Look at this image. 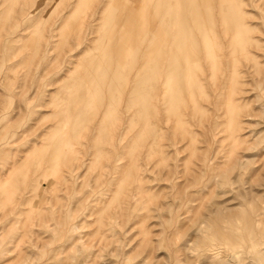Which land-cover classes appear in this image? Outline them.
<instances>
[{
  "label": "rangeland",
  "instance_id": "rangeland-1",
  "mask_svg": "<svg viewBox=\"0 0 264 264\" xmlns=\"http://www.w3.org/2000/svg\"><path fill=\"white\" fill-rule=\"evenodd\" d=\"M178 1L0 0V140L36 128L38 153L57 155L64 224L20 216L13 233H37L0 264H264V0Z\"/></svg>",
  "mask_w": 264,
  "mask_h": 264
},
{
  "label": "bare ground",
  "instance_id": "bare-ground-1",
  "mask_svg": "<svg viewBox=\"0 0 264 264\" xmlns=\"http://www.w3.org/2000/svg\"><path fill=\"white\" fill-rule=\"evenodd\" d=\"M160 1V0H159ZM180 1V0H179ZM178 1V2H179ZM187 1V0H186ZM210 1V0H209ZM182 1H180V3H181ZM188 2V1H187ZM186 2V3H187ZM206 2V1H205ZM167 3V2H166ZM173 3V2H172ZM171 3V4H172ZM188 4V3H187ZM191 4V3H190ZM190 4H189V6H190ZM166 5V4H165ZM168 5V4H167ZM179 5V4H178ZM180 5H182V4H180ZM186 5V4H185ZM202 6H203V4H201ZM200 5V6H201ZM208 5H210V4H208ZM161 6V5H160ZM173 6H174V4H173ZM187 6V5H186ZM202 6H201V9H200V7L197 5V7L198 8H194V11L196 10V9H199L200 11L203 9L202 8ZM168 7V6H167ZM182 7H183V5H182ZM171 9H173L172 7H170ZM185 8V7H184ZM186 8H188V7H186ZM213 8V7H212ZM219 8V7H218ZM214 9V8H213ZM205 11H207L206 9H204ZM97 11V10H96ZM185 11V10H184ZM194 11H192L193 13H194ZM200 11H198V12H200ZM204 11V12H205ZM212 10H210V12H211ZM215 11V10H214ZM219 11V10H218ZM197 12V11H196ZM209 12V13H210ZM163 13H165V12H163ZM193 13H191L192 14V16H193ZM201 13H203V11H201ZM208 13V12H207ZM206 13V14H207ZM186 14L187 15H189L188 14V11L186 12ZM199 15V17H202L201 19H205L204 17H203V15L202 16H200V13H196L195 15ZM204 14V13H203ZM205 14V15H206ZM211 14H213V11H212V13ZM226 14V13H225ZM179 17L181 16L182 17V15L180 14V15H178ZM212 16V15H211ZM211 16L209 15V18H211ZM191 17V16H190ZM199 17H198V19H199ZM219 17H220V19H221V17L222 16H220L219 15ZM225 17V16H224ZM165 18V17H164ZM174 18V17H173ZM183 18V17H182ZM185 18V17H184ZM183 18V19H184ZM188 18V17H187ZM187 18H185V19H187ZM192 18H194V16L192 17ZM213 18V17H212ZM170 19H172L171 17H170ZM180 19V18H179ZM194 19H196V17L194 18ZM194 19H188V20H193L192 22L191 21H189L191 24H190V26L191 25H195V23H198L197 25H198V27H200V28H202L203 27V25H205L207 22H205L204 21V23L205 24H203V25H199V22H198V19H197V22L194 20ZM207 19V18H206ZM174 20V19H173ZM177 20V19H176ZM214 20V19H213ZM211 21H212V19H211ZM182 22H184V21H182ZM200 22H202V20L200 21ZM226 22H229V20L228 21H225V23ZM173 23H175V22H173ZM185 23H186V20H185ZM184 23V24H185ZM213 23H214V21H213ZM201 24V23H200ZM216 24V23H215ZM215 24H213V25H215ZM91 25V24H90ZM189 25V24H188ZM193 25V26H194ZM207 25V24H206ZM217 25H219V24H217ZM227 25V24H226ZM231 25V24H230ZM158 26V25H157ZM175 26H177V24L175 25L174 24V26L173 27H175ZM187 26V25H186ZM196 26V25H195ZM194 26V27H195ZM202 26V27H201ZM232 26L233 25H231V30H233L232 29ZM178 27V26H177ZM176 27V28H177ZM183 26H181L180 28H182ZM205 27H207V26H205ZM91 28H92V25H91ZM155 28V27H154ZM158 28V27H157ZM157 28H155L156 29V31H157ZM185 28V27H184ZM187 28V27H186ZM185 28V29H186ZM204 28V27H203ZM203 28H202V30H203ZM214 28H216V26H214ZM228 28H229V26H228ZM96 29V28H95ZM94 29V30H95ZM184 29V30H185ZM188 29H190V28H188ZM187 29V30H188ZM210 29V28H209ZM223 29V28H222ZM177 30V29H176ZM175 30V31H176ZM179 30H181V29H179ZM178 30V31H179ZM183 30V29H182ZM195 30H201V29H199V28H197V26L195 27ZM201 30V33H203V34H205L203 31ZM216 29H214V31H215ZM229 30V29H228ZM93 31V30H92ZM97 31V30H96ZM177 31V32H178ZM208 31V30H207ZM227 31V30H226ZM244 31H246V30H244ZM248 31V30H247ZM246 31V32H247ZM91 32V31H90ZM93 32H95V31H93ZM180 32V31H179ZM189 31H187V33H188ZM194 32V31H193ZM192 32V33H193ZM209 32V31H208ZM212 32V31H211ZM210 32V33H211ZM156 33V32H155ZM183 33V32H182ZM181 33V34H182ZM198 33V32H197ZM196 33V34H197ZM214 33V32H213ZM228 33V32H227ZM244 33V32H243ZM92 34V33H91ZM199 34V33H198ZM212 34V33H211ZM174 35V34H173ZM178 34H176V37H178L177 36ZM179 35H180V33H179ZM186 35V34H185ZM199 35H201V34H199ZM198 35V36H199ZM207 34H205V36H206ZM170 36H171V34H170ZM181 37H182V35H180ZM203 36V35H202ZM180 37V39H183V38H186V37H183V38H181ZM189 37H190V35H189ZM197 37V36H196ZM195 37V38H196ZM228 37H230V36H228ZM242 37H245L244 35L242 36ZM248 37V36H247ZM169 38V37H168ZM179 38V37H178ZM198 38V37H197ZM197 38H196V40H197ZM202 38V37H201ZM207 38H209V37H205V39H206V43H208L209 44V46H210V43H209V41L207 42ZM90 39V38H89ZM174 39H176V38H174ZM189 39H191V38H189ZM188 39V40H189ZM194 39V38H193ZM199 39V38H198ZM203 39H204V37H203ZM203 39L201 40L202 41V43H203ZM224 39V38H223ZM226 39V38H225ZM224 39V40H225ZM244 39V38H243ZM178 40V39H177ZM184 40H186V39H183L182 41H184ZM209 40V39H208ZM227 40V39H226ZM229 40V39H228ZM190 41V40H189ZM191 41H193V40H191ZM199 41V40H198ZM201 41L199 42L200 44H201ZM214 40H212V42H213ZM220 41V40H219ZM230 41V40H229ZM243 41H245V40H243ZM133 42H134V39H133ZM186 43H187V41H185ZM228 42V41H227ZM226 42V43H227ZM231 42V41H230ZM163 43H165V42H163ZM193 43V42H192ZM196 43H197V41H196ZM224 43H225V41H224ZM229 43V42H228ZM249 43V42H248ZM170 44H171V42H170ZM177 44V46H178V43H176ZM205 44V43H204ZM208 44H207V47H208ZM213 44V43H212ZM212 44H211V46H212ZM172 45L173 46H175V47H177L176 45H175V43L173 44V42H172ZM214 45V44H213ZM223 45V44H222ZM193 46H194V44H193ZM199 46V45H198ZM202 46V45H201ZM247 46V45H246ZM200 47V46H199ZM213 47V46H212ZM212 47H210V49L212 48ZM222 47V46H221ZM228 47V46H227ZM231 47V46H230ZM202 48H205V45H204V47H202ZM209 48V47H208ZM215 48H216V46H215ZM229 48V47H228ZM233 48V47H232ZM178 49V48H177ZM206 49V48H205ZM213 49V48H212ZM211 49V51H212V53H213V51H214V49L212 50ZM222 49H224V48H222ZM221 49V50H222ZM230 49V48H229ZM234 49V48H233ZM232 49V50H233ZM198 50V49H197ZM157 51V50H156ZM200 51V50H199ZM202 51V50H201ZM206 51V50H205ZM215 51H217V50H215ZM228 51H230V52H228ZM227 52H228V54L230 53V54H232V52H231V50H228ZM234 51V50H233ZM203 52H204V50H203ZM219 51H217V53H218ZM222 52H223V50H222ZM199 53V52H198ZM198 53H196L198 56L200 55H202V54H198ZM209 53V52H208ZM226 52H223V56H226L227 57V53L225 54ZM234 53V52H233ZM205 54H206V52H205ZM204 54V55H205ZM219 54V56H220V53H218ZM229 54V55H230ZM203 55V56H204ZM210 54H208L207 56H209ZM228 55V56H229ZM207 56L205 57V58H207ZM213 56H216V54L215 55H213ZM222 56V57H223ZM230 56H232V55H230ZM217 57V56H216ZM215 57V58H216ZM222 57H220L221 59H222ZM176 57H174V59H175ZM202 58H204V57H202ZM224 58V57H223ZM229 58V60H230V57H228ZM217 59V58H216ZM221 59H220V61H221ZM121 60V59H120ZM158 60V59H157ZM156 60V61H157ZM206 60V59H205ZM202 61V60H201ZM217 61H218V59H217ZM219 61V65H222L223 66V62L225 61H221L220 62ZM228 61V60H227ZM227 61H225V66L224 67H227L226 66V64H227ZM154 62V61H153ZM163 62V61H162ZM174 62V61H173ZM197 63H199V61H196ZM204 62V61H203ZM209 62V60H207V63ZM174 63H176V62H174ZM206 61H205V63H203V65L205 66L206 64ZM159 64V63H158ZM164 64V63H163ZM173 64V63H172ZM180 64V63H179ZM214 64V63H213ZM216 64V63H215ZM218 64V63H217ZM165 65V64H164ZM163 65V66H164ZM175 65V64H174ZM178 65V64H177ZM176 65V66H177ZM181 65V64H180ZM193 65V64H192ZM200 65H202L201 63H200ZM218 65V66H219ZM118 67H119V65H117ZM116 66V67H117ZM168 67H169V65H167ZM171 66V65H170ZM179 66V65H178ZM177 66V67H178ZM182 66V65H181ZM191 66V65H190ZM194 66V65H193ZM211 66V65H210ZM213 66V65H212ZM115 67V68H116ZM183 67V66H182ZM214 67V66H213ZM114 68V69H115ZM155 68V67H154ZM156 68H158V67H156ZM171 68H172V66H171ZM176 68V67H175ZM195 68V67H194ZM193 68V69H194ZM210 68V67H209ZM220 68H221V66H220ZM133 69V68H132ZM165 69V68H164ZM174 69V68H173ZM179 69V68H178ZM178 69H176V70H178ZM183 69V68H182ZM181 69V70H182ZM192 69V68H191ZM202 69V68H201ZM215 69V68H214ZM222 69V68H221ZM225 68H223V71H225L224 70ZM170 70V69H169ZM168 70V71H169ZM176 70H174L175 72H176ZM203 70V69H202ZM205 70V69H204ZM210 70V69H209ZM117 71V70H116ZM137 71V69L135 70V72ZM172 71V70H171ZM195 71V70H194ZM196 72V71H195ZM218 72H221V70L220 71H218ZM133 73H134V71H133ZM138 73H139V71H138ZM137 73V74H138ZM163 73V72H162ZM165 73V72H164ZM167 73V72H166ZM173 73V72H172ZM171 73V76L173 75ZM177 74L179 73L180 75H181V73L179 72V70L176 72ZM197 73V72H196ZM223 73V72H222ZM136 74V75H137ZM159 73H157L156 72V76H154L155 74H154V72H153V74H152V77L154 76V77H157V75H158ZM206 74V73H205ZM210 74V73H209ZM221 74V73H220ZM226 74V73H225ZM130 75V74H129ZM141 75V74H140ZM139 75V76H140ZM166 75V74H165ZM199 75V74H198ZM213 75H214V73H213ZM218 76H219V74H217ZM173 76H175V75H173ZM186 76V75H185ZM210 76V75H209ZM220 76H222V75H220ZM220 76L218 77V78H220ZM226 76V75H225ZM224 76V77H225ZM161 77H162V75H161ZM205 77V76H204ZM133 78V77H132ZM181 78H183V77H181ZM180 78V79H181ZM189 78V77H188ZM191 78H193V77H191ZM197 78H199V77H197ZM213 78V77H212ZM215 78V77H214ZM218 78H216V79H218ZM223 78V77H222ZM221 78V79H222ZM139 79V78H138ZM162 79V78H161ZM173 79V82H174V77L172 78ZM172 79H171V82H172ZM206 79V78H205ZM221 79H220V81H221ZM224 79H226V81H227V78H224ZM224 79L222 80V81H224ZM149 80V79H148ZM154 80H157V78L156 79H154ZM160 80V79H159ZM168 80H169V78H168ZM190 80V78L188 79V81ZM198 80V79H197ZM219 80V79H218ZM161 81V80H160ZM164 81H167V80H164ZM128 82V81H127ZM133 82V81H132ZM150 82V81H149ZM182 82V81H181ZM194 84H195V82L194 81H192ZM207 82V81H206ZM205 82V83H206ZM210 82V81H209ZM215 82V81H214ZM225 82V81H224ZM227 82H232V80H230L229 81V78H228V81ZM131 83V82H130ZM153 83H155V82H153ZM152 83V84H153ZM169 83V82H168ZM197 83V82H196ZM217 83V82H216ZM219 83V82H218ZM217 83V86H219V84ZM226 83V82H225ZM229 83H227V84H229ZM127 84V83H126ZM126 84H124V85H126ZM138 84H139V82H138ZM157 84V83H156ZM165 84V83H164ZM181 84V83H180ZM179 84V85H180ZM184 84V83H183ZM188 84H190V81H189V83ZM230 84H232V83H230ZM229 84V85H230ZM123 85V86H124ZM128 85V84H127ZM135 85V84H134ZM157 85H159V84H157ZM193 85V84H192ZM216 85V84H215ZM222 85V84H221ZM224 85V84H223ZM130 86V85H129ZM137 86V85H136ZM147 86H152V85H147ZM176 86V85H175ZM188 86V85H187ZM133 87V86H132ZM161 87V86H160ZM173 87V86H172ZM171 87V88H172ZM178 87V86H177ZM181 87V86H180ZM191 87V86H190ZM205 87V86H204ZM215 87V86H214ZM214 87H212L213 89H214ZM229 87V86H228ZM124 88V87H123ZM127 88V87H126ZM125 88V89H126ZM134 88V87H133ZM133 88H131L130 90H132ZM151 88V87H150ZM161 88H164V87H161ZM176 88V87H175ZM194 88V87H193ZM148 89V88H147ZM152 89V88H151ZM150 89V90H151ZM155 89H157V87L155 88ZM169 89V88H168ZM195 89V88H194ZM212 89V90H213ZM218 89H219V87H218ZM229 89H231L230 87H229ZM229 89L227 88V90H228V92H229ZM121 90H122V88H121ZM129 90V89H128ZM144 90V89H143ZM149 90V91H150ZM153 90H154V86H153ZM152 90V91H153ZM164 90V89H163ZM172 90V89H171ZM174 90V89H173ZM176 90V89H175ZM216 90H217V88H216ZM138 91V90H137ZM145 91V90H144ZM148 91V90H147ZM155 91V90H154ZM157 91H159V90H157ZM180 91H182V89H180L179 88V92ZM186 91V90H185ZM188 91V90H187ZM186 91V92H187ZM219 91V90H218ZM122 92H125V91H122ZM175 92V91H174ZM173 92V93H174ZM212 92H217V91H215V89H214V91H212ZM211 92V93H212ZM136 92H134L132 95H134ZM140 93V92H139ZM166 93V92H165ZM170 93H171V91H170ZM172 93V94H173ZM176 93V92H175ZM190 93V92H189ZM189 93H187V94H189ZM194 93V92H193ZM217 93H219V92H217ZM227 93V92H226ZM125 94H128V92H126ZM142 94V93H141ZM140 94V95H141ZM146 94V93H145ZM148 95H150V96H152L149 92L147 93ZM157 93H155V95H156ZM159 94H161V93H159ZM158 94V95H159ZM180 94V93H179ZM178 94V95H179ZM195 94V93H194ZM196 94H197V92H196ZM216 94V93H215ZM214 94V95H215ZM112 95V94H111ZM110 95V96H111ZM131 95V96H132ZM143 95V94H142ZM141 95V96H142ZM162 95V94H161ZM190 95V94H189ZM209 95V94H208ZM212 95H213V93H212ZM213 95V97H215ZM227 95H228V93H227ZM107 96V95H106ZM109 96V97H110ZM136 96L137 95H135V99H136ZM170 96V95H169ZM180 96V95H179ZM197 96V95H196ZM200 96H202V95H200ZM204 96V95H203ZM226 96V95H225ZM224 96V97H225ZM127 97V96H126ZM145 97H147L146 95H145ZM145 97H144V99H145ZM153 97V96H152ZM217 97V96H216ZM222 97V96H221ZM223 97V98H224ZM124 98H125V96H124ZM123 98V99H124ZM148 98V97H147ZM155 98H156V96H155ZM162 98V97H161ZM173 98V97H172ZM171 98V99H172ZM223 98H220V100L222 101V100H225V98L223 99ZM126 99V98H125ZM128 99V98H127ZM135 99H133V100H135ZM148 99H151L150 97L148 98ZM159 99H160V96H159ZM177 99V98H176ZM203 99L204 98H202V102H204L203 101ZM230 99V98H229ZM130 100H132V99H130ZM129 100V101H130ZM141 100H142V98H141ZM155 100V99H154ZM157 100V99H156ZM163 99H161V100H159L160 102H158V101H156V103L158 102L159 104L161 103V101H162ZM166 100V99H165ZM168 100V99H167ZM166 100V101H167ZM209 101H210V99H208ZM215 100V101H214ZM213 100V102H215L216 103V101H218V98H217V100H216V98ZM219 100V101H220ZM144 101H146V100H144ZM147 101H149V100H147ZM151 101V100H150ZM220 101V102H221ZM131 102V101H130ZM140 103H141V101H139ZM171 102V101H170ZM220 102H219V104H220ZM223 102V101H222ZM222 102H221V104H222ZM231 102V101H230ZM230 102H227V103H230ZM124 103V102H123ZM139 103V104H140ZM152 103H153V101H152ZM165 103V102H164ZM167 103H169V102H167ZM197 103V102H196ZM201 103V102H200ZM199 103V104H200ZM215 103H213V104H215ZM232 103V102H231ZM170 104V103H169ZM172 104H174V103H172ZM182 104V103H181ZM201 104H205V103H201ZM206 104H208V102L206 103ZM210 104V103H209ZM217 104L218 103H216L215 105L217 106ZM224 104V103H223ZM222 104V105H223ZM141 105H142V103H141ZM147 105V104H146ZM149 105V104H148ZM162 105V104H161ZM189 105V104H188ZM197 105V104H196ZM195 105V106H196ZM227 105V104H226ZM125 106V105H124ZM154 106V105H153ZM157 106H159L160 107V105H158L157 104ZM174 107H176L175 105H173ZM179 106H180V104H179ZM178 106V108H180ZM201 106V105H200ZM214 106V105H213ZM165 107H168V105H165ZM170 107V106H169ZM168 107V108H169ZM182 107H184V106H182ZM197 107V106H196ZM199 107V106H198ZM206 107V106H205ZM205 107H203V108H205ZM215 107V106H214ZM232 107V106H231ZM142 108V110H144L145 108H144V105H143V107H141ZM140 108V109H141ZM144 108V109H143ZM155 108V107H154ZM157 108V107H156ZM163 108V107H162ZM221 108H223V106L221 107ZM173 109H175V108H172V111H173ZM197 110H198V108H196ZM200 109L202 110V107H200ZM210 109H212V106L210 107ZM141 110V111H142ZM146 110V109H145ZM144 110V111H145ZM165 110V109H164ZM180 110V109H179ZM184 110V109H183ZM217 111L216 112H218V108L216 109ZM224 110H226V109H224ZM229 110H231V109H229ZM102 111V115H103V109L101 110ZM147 111V110H146ZM153 111V110H152ZM155 111V110H154ZM153 111V112H154ZM158 111H160V109L158 110ZM163 110L161 109V112H162ZM171 111V112H172ZM175 111V110H174ZM184 111H187V110H184ZM190 111V110H189ZM200 111V110H199ZM203 111V110H202ZM213 111V110H212ZM215 111V110H214ZM213 111V112H214ZM221 111V110H220ZM100 112V111H99ZM165 111H163V113H164ZM169 112V111H168ZM170 112V113H171ZM176 112V111H175ZM223 112L224 111H222V114H223ZM230 112V111H229ZM143 113V112H142ZM145 113V112H144ZM188 113V112H187ZM196 113V112H195ZM227 113V111H225V113L224 114H226ZM231 113V112H230ZM140 114V113H139ZM165 114H166V112H165ZM169 114V113H168ZM175 114V113H174ZM191 114V113H190ZM224 114H223V117H224ZM163 115V114H162ZM170 115V114H169ZM168 115V116H169ZM192 115V114H191ZM226 115H228V114H226ZM137 116H139L138 114H137ZM140 116H141V114H140ZM142 116H145L144 114L142 115ZM146 116H147V113H146ZM159 116H160V114H159ZM159 116H157V117H159ZM167 116V115H166ZM174 116V115H173ZM187 116V115H186ZM104 117V116H103ZM107 117V116H106ZM161 117V116H160ZM163 117H164V115H163ZM162 117V118H163ZM171 117V116H170ZM195 117V116H194ZM226 117H228V116H225V119H226ZM229 117H230V115H229ZM156 118V117H155ZM168 118V117H167ZM166 118V119H167ZM182 118V117H181ZM186 118V117H185ZM188 118V117H187ZM192 119V117H190V115H189V119ZM177 119H178V116H177ZM188 119V120H189ZM190 119V120H191ZM228 119V118H227ZM143 120V119H142ZM162 120V119H161ZM165 120V119H164ZM172 121H174L173 119H171ZM228 120H230V118L228 119ZM235 120V119H234ZM0 121H2V118L0 119ZM155 121H158V120H155ZM187 121V120H186ZM194 121V120H193ZM144 122V121H143ZM159 122H160V118H159ZM166 122V121H165ZM175 122V121H174ZM177 122V121H176ZM175 122V123H176ZM179 122V121H178ZM190 122V121H189ZM39 123V122H38ZM162 123V122H161ZM174 123V124H175ZM194 123V122H193ZM211 123H213V122H211ZM163 124H165V123H163ZM162 125V124H161ZM189 125V124H188ZM209 125V124H208ZM159 126V125H158ZM169 126H170V124H169ZM174 126V125H173ZM187 126V125H186ZM211 126V125H210ZM32 127V126H31ZM135 127V126H134ZM141 127V126H140ZM35 128V127H34ZM162 127H160V129H161ZM198 128V127H197ZM36 129V128H35ZM30 130V127H29V129H19V130H11V131H9V132H6L5 134H4V136H3V139H1L0 140V153H1V160H0V237L2 238V236L4 237L2 240H0V243H1V245H3V249L0 251V258H2V257H6L7 256V254L11 251V249H8L7 248V245L15 238V237H17L14 233H13V231H15L14 229H10V227H12V228H14L16 225L15 224H17V223H19V224H21V227H24V226H26L27 224H25L26 222L25 221H21V219H20V216H22V215H24V214H26V213H37L38 212V214H36V215H39V216H42L41 218L43 219L44 217L45 218H47V219H44V221H43V223H42V226L40 227V229H42L43 230V232H50V230L51 229H53V230H56V227H58L59 226V224H61L60 223V217H59V215H58V213H59V208H60V194H59V192H61V190H62V188H60V182H58V178H57V175L58 174H54V172H53V177L50 179V180H48V177H47V173H48V171L50 170H52V171H55V170H57V164L55 163V157L57 156L56 154V156L54 157V154H52L51 152L50 153H47V154H45V155H43V153L42 152H40V153H38V148H37V146H38V137H39V135L38 134H36L37 133V129L36 130ZM188 129V128H187ZM187 129H186V131H187ZM196 129V128H195ZM201 129V128H200ZM162 130V129H161ZM184 130V129H183ZM191 130V129H190ZM140 131V130H139ZM194 131V130H193ZM141 133V132H140ZM186 133V132H185ZM137 134V133H136ZM162 135V134H161ZM203 135H205L204 133H203ZM207 135V134H206ZM171 136V135H170ZM233 136V135H232ZM201 137H202V135H201ZM188 138V137H187ZM181 139V138H180ZM208 139V138H207ZM210 139V138H209ZM93 141V140H92ZM167 141V140H166ZM205 141V140H204ZM189 142V141H188ZM209 144V143H208ZM213 144V143H212ZM206 145V144H205ZM162 147V146H161ZM208 148H209V146H207ZM127 150V149H126ZM92 151H94L93 149H92ZM88 152V151H87ZM55 153V152H54ZM90 153H91V151H90ZM93 153V152H92ZM43 155V156H42ZM93 155V154H92ZM128 155V154H127ZM131 155V154H130ZM90 158V157H89ZM93 159H94V157H92ZM100 158V157H99ZM92 159V160H93ZM97 159V158H96ZM81 164V163H80ZM102 164V163H101ZM73 167V166H72ZM100 167V166H99ZM65 169H66V167H65ZM69 169V168H68ZM56 172V171H55ZM103 172V171H102ZM71 175V174H70ZM214 175V174H213ZM200 177V176H199ZM202 177V176H201ZM135 178V177H134ZM139 179V178H138ZM69 180H71V179H69ZM104 181V180H103ZM205 181V180H204ZM203 181V182H204ZM42 183H47L48 184V186H50V187H52V195H53V197L54 198H56L55 200H56V202H55V200H54V204H52L51 206H49L50 205V202H47L46 200H44V199H42L41 198V194H39V192H41L42 191V188H43V184ZM135 183V182H134ZM100 184V183H99ZM116 184V183H115ZM119 186V185H118ZM141 186V185H140ZM206 187V186H205ZM68 188V187H67ZM120 188H121V186H120ZM56 191V194H54L55 193V191ZM51 190V189H50ZM49 190V191H50ZM68 190V189H67ZM71 191V190H70ZM66 192V191H65ZM69 192V191H68ZM114 192V191H113ZM117 192V191H116ZM118 193H119V191H118ZM66 194H67V192H66ZM69 195V194H68ZM131 195V194H130ZM56 196V197H55ZM52 197V198H53ZM118 197V196H117ZM45 198V197H44ZM53 198V199H54ZM115 198V197H114ZM53 203V202H52ZM116 203V202H115ZM185 203V202H184ZM101 204V203H100ZM161 204V203H160ZM63 205V204H62ZM185 205V204H184ZM111 206H112V204H111ZM116 206V205H115ZM154 206V205H153ZM162 206H163V204H162ZM81 207V206H80ZM101 208V207H100ZM112 208V207H111ZM116 208V207H115ZM124 208V207H123ZM134 208H136V207H134ZM106 209V208H105ZM113 209V208H112ZM45 211V212H47V215H43L45 212H41V211ZM62 210V209H61ZM160 210V209H159ZM3 213H2V212ZM106 211V210H105ZM104 211V212H105ZM131 211V210H130ZM136 212V211H135ZM10 213H12V215L10 214ZM121 213V212H120ZM124 213V212H123ZM129 213V212H128ZM127 213V214H128ZM7 214H10V216H13L14 215V217H8L7 216ZM113 215V214H112ZM126 215V214H125ZM131 215V214H130ZM44 216V217H43ZM144 216V215H143ZM109 217V216H108ZM113 217V216H112ZM128 217H130V216H128ZM107 218V217H106ZM38 220H40V219H38ZM100 220V219H99ZM107 220V219H106ZM109 220V219H108ZM112 219H110L109 221H111ZM143 221V220H142ZM105 222V221H104ZM120 222H121V220H120ZM110 223V222H109ZM62 225V224H61ZM64 225V224H63ZM62 225V226H63ZM106 225V224H105ZM108 225V224H107ZM118 226V225H117ZM20 227V228H21ZM67 230V229H66ZM7 232V233H6ZM11 232V233H10ZM31 233H32V235L34 236L37 232H36V230H34V229H32V228H27V231H25V233H23L22 235H19V237H17V238H15V239H17V241L18 242H21V241H23L26 237H30V235H31ZM66 234V233H65ZM96 234V233H95ZM7 235L8 236H10V238H11V240H9V241H7ZM69 236V235H68ZM38 239H39V241H42V238H40V236H38L37 237ZM103 240V239H102ZM108 240V239H107ZM109 241V240H108ZM112 241H114V240H112ZM112 244H113V242H111ZM115 244V243H114ZM91 246V245H90ZM59 252V251H58ZM173 254V253H172ZM187 263V262H186ZM192 264V263H191Z\"/></svg>",
  "mask_w": 264,
  "mask_h": 264
}]
</instances>
